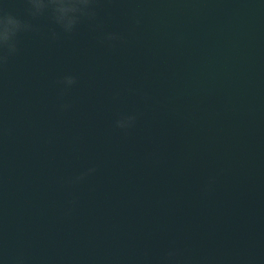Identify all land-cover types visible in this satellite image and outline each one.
I'll use <instances>...</instances> for the list:
<instances>
[{
	"label": "water",
	"instance_id": "1",
	"mask_svg": "<svg viewBox=\"0 0 264 264\" xmlns=\"http://www.w3.org/2000/svg\"><path fill=\"white\" fill-rule=\"evenodd\" d=\"M2 7L0 264H264V0Z\"/></svg>",
	"mask_w": 264,
	"mask_h": 264
},
{
	"label": "clouds",
	"instance_id": "2",
	"mask_svg": "<svg viewBox=\"0 0 264 264\" xmlns=\"http://www.w3.org/2000/svg\"><path fill=\"white\" fill-rule=\"evenodd\" d=\"M31 15L37 16L45 10H49L51 18L63 32L71 33L82 18L89 21L96 20L97 0H28ZM3 0H0V50H6L8 55L16 53V37L21 31H26L30 25L22 22L16 16L5 12ZM106 41H114L119 37L114 33L105 34L103 37ZM4 59L0 56V62ZM62 90L66 91L76 84V77L73 75H65L59 82ZM62 109H66L68 105L61 104ZM136 117L134 115H124L116 119L115 127L118 129H128L134 123ZM89 172L94 169H89ZM80 179V177H77Z\"/></svg>",
	"mask_w": 264,
	"mask_h": 264
}]
</instances>
